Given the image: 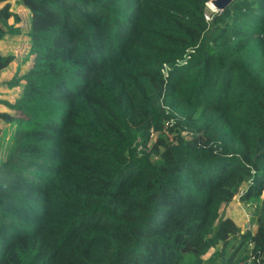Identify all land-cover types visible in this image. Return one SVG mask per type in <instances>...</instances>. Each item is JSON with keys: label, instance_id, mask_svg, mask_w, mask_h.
<instances>
[{"label": "trees", "instance_id": "1", "mask_svg": "<svg viewBox=\"0 0 264 264\" xmlns=\"http://www.w3.org/2000/svg\"><path fill=\"white\" fill-rule=\"evenodd\" d=\"M210 1L20 0L0 264H264V0ZM236 197L255 230L227 217Z\"/></svg>", "mask_w": 264, "mask_h": 264}, {"label": "crops", "instance_id": "2", "mask_svg": "<svg viewBox=\"0 0 264 264\" xmlns=\"http://www.w3.org/2000/svg\"><path fill=\"white\" fill-rule=\"evenodd\" d=\"M0 2L4 4L0 5V9L8 4L10 5V10L19 17L18 23H15L14 18H11L9 24L19 28L20 33L18 35H7L0 40V54L14 57V61L9 67L0 72V113L12 114L13 112L7 104H14L16 102L24 82L14 87H9L8 83L12 79L25 75L32 66V57L29 55L31 41L28 37L30 13L29 10L20 4V0H0ZM22 41L23 43H19ZM10 131V125L5 124L0 119V141L3 135L6 134L8 143L11 137Z\"/></svg>", "mask_w": 264, "mask_h": 264}, {"label": "rangeland", "instance_id": "3", "mask_svg": "<svg viewBox=\"0 0 264 264\" xmlns=\"http://www.w3.org/2000/svg\"><path fill=\"white\" fill-rule=\"evenodd\" d=\"M209 3L207 5V10H206V14H207L208 17H210L213 13L216 12V10L214 9V7H210ZM0 5H4V4L0 2ZM19 43H23V41L22 42H19ZM157 137H158V135H155L152 138V140L155 141ZM164 137L167 140H169V141L172 140V134H171V132L168 131V129L165 130ZM151 144H150V146H151ZM225 212H226L227 217L233 219V221L237 225L241 226V228H242L243 231H246V228H247V225L249 224V221L254 216V208L253 207H250V206H247V205H244V204H241L238 201V197H236L232 201V203L229 206L226 207ZM213 253H214V250H212L208 255H206L204 257V259L205 260L208 259Z\"/></svg>", "mask_w": 264, "mask_h": 264}, {"label": "water", "instance_id": "4", "mask_svg": "<svg viewBox=\"0 0 264 264\" xmlns=\"http://www.w3.org/2000/svg\"><path fill=\"white\" fill-rule=\"evenodd\" d=\"M234 0H212L210 4L214 7L216 12H222L227 9Z\"/></svg>", "mask_w": 264, "mask_h": 264}, {"label": "built area", "instance_id": "5", "mask_svg": "<svg viewBox=\"0 0 264 264\" xmlns=\"http://www.w3.org/2000/svg\"><path fill=\"white\" fill-rule=\"evenodd\" d=\"M173 126V122L172 121H167L166 123H165V127H166V129H168V128H170V127H172ZM241 227V226H240ZM256 229V226L254 225V224H251L250 223V221H249V224L247 225V228H246V230H255Z\"/></svg>", "mask_w": 264, "mask_h": 264}, {"label": "bare ground", "instance_id": "6", "mask_svg": "<svg viewBox=\"0 0 264 264\" xmlns=\"http://www.w3.org/2000/svg\"><path fill=\"white\" fill-rule=\"evenodd\" d=\"M210 7H213L210 3H209Z\"/></svg>", "mask_w": 264, "mask_h": 264}]
</instances>
